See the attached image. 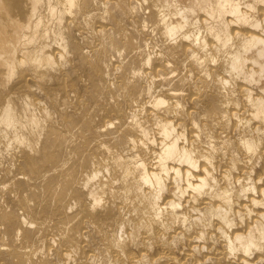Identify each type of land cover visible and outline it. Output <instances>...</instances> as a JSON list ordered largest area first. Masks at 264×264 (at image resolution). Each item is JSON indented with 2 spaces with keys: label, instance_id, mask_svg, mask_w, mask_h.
Segmentation results:
<instances>
[{
  "label": "bare ground",
  "instance_id": "6f19581e",
  "mask_svg": "<svg viewBox=\"0 0 264 264\" xmlns=\"http://www.w3.org/2000/svg\"><path fill=\"white\" fill-rule=\"evenodd\" d=\"M0 264H264V0H0Z\"/></svg>",
  "mask_w": 264,
  "mask_h": 264
}]
</instances>
